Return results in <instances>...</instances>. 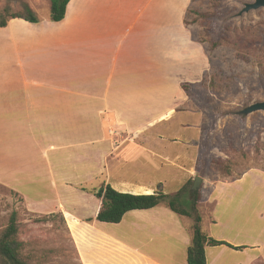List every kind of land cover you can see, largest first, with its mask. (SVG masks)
Segmentation results:
<instances>
[{"label":"crops","instance_id":"crops-1","mask_svg":"<svg viewBox=\"0 0 264 264\" xmlns=\"http://www.w3.org/2000/svg\"><path fill=\"white\" fill-rule=\"evenodd\" d=\"M190 4L69 0L60 21L12 18L0 27V168L8 174L0 181L30 211L63 215L80 264H187L190 217L162 202L117 223L99 221L95 192L109 184L171 194L169 181L194 177L196 120L173 122L172 134L148 133L172 122L186 99L181 83H195L206 69L185 23ZM162 103L167 110L145 120L117 111L131 116ZM75 109L85 110L80 120L67 115ZM187 129L188 137L179 135ZM210 184L201 227L225 243L205 246L206 264H264V170Z\"/></svg>","mask_w":264,"mask_h":264},{"label":"rangeland","instance_id":"rangeland-1","mask_svg":"<svg viewBox=\"0 0 264 264\" xmlns=\"http://www.w3.org/2000/svg\"><path fill=\"white\" fill-rule=\"evenodd\" d=\"M252 2L254 0H192L187 28L191 37L202 44L208 60L206 69L195 83H190V94L185 93V101L172 111L167 119L172 122L148 131L160 130L168 135L175 128L173 122L196 120L200 135L191 142L198 148L194 176L202 178L198 187L202 198L197 204L201 214L211 209L207 201L211 181L230 179L250 168L264 170V109L241 113L250 104L264 101V7L241 11L245 4ZM49 4V0H0V9L25 13V6H29L37 16L44 17L50 14ZM249 40H253L250 49ZM159 105L156 109L131 110V116L125 110L117 111L131 120H145L167 110L164 103ZM67 112L73 120L85 115V110L80 109ZM89 115L93 120L98 113L92 110ZM190 134L188 129L179 132L184 138ZM159 160L165 162L164 158ZM191 164L185 163L186 168ZM7 176L0 168V178ZM184 176L181 182L169 181L165 186L167 193L177 191L187 180V172ZM13 211L19 223L18 237L25 241L22 253L31 263L80 264L62 223L56 217L46 219L43 216L48 214L27 209L19 194L0 181V230L8 224Z\"/></svg>","mask_w":264,"mask_h":264},{"label":"trees","instance_id":"trees-1","mask_svg":"<svg viewBox=\"0 0 264 264\" xmlns=\"http://www.w3.org/2000/svg\"><path fill=\"white\" fill-rule=\"evenodd\" d=\"M68 1L49 0V17L52 21H60L63 19ZM190 8L191 4L186 12V25L188 24L187 15L191 11ZM12 18H22L29 22L38 21L35 11L29 6H25V13L10 12L6 8L0 9V27L6 26L7 22ZM249 31L251 33V29ZM249 41L250 45L248 47L250 49L253 48V40ZM189 85L191 84L188 82L181 83V88L187 95L190 94ZM245 171L238 176L230 177V179L239 178ZM192 183L193 178L188 179L176 192L171 194H165L160 190L152 194L124 193L106 184L95 192V195L101 199V205L96 219L109 223H117L121 220L124 213L129 210L148 209L164 202L173 212L192 219L191 239L186 252L187 264H206L205 246L223 244L225 242L215 240L207 236L203 231L201 227L202 218L197 208V204L202 198V193L200 189L192 191ZM43 217L46 219L56 217L62 223L66 235L69 237L66 222L61 213H52L44 215ZM18 233L19 223L16 212L13 211L9 217L8 224L0 230V264H33L29 261L28 256L26 257L22 253L25 241L18 237Z\"/></svg>","mask_w":264,"mask_h":264},{"label":"water","instance_id":"water-1","mask_svg":"<svg viewBox=\"0 0 264 264\" xmlns=\"http://www.w3.org/2000/svg\"><path fill=\"white\" fill-rule=\"evenodd\" d=\"M260 7H264V0H254V2H252V3L245 4L241 11H248V10L257 9V8H260ZM260 109H264V101L250 104L249 106H247L244 109H242L241 113L247 114L249 112H252V111H255V110H260ZM201 181H202L201 176H199V175L194 176L193 183H192V186H191V190L192 191L197 190L199 185H200V183H201Z\"/></svg>","mask_w":264,"mask_h":264}]
</instances>
